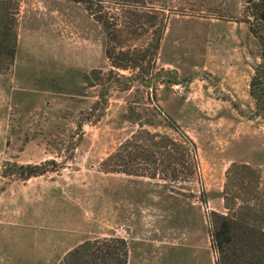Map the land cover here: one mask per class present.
<instances>
[{"label":"rangeland","instance_id":"obj_1","mask_svg":"<svg viewBox=\"0 0 264 264\" xmlns=\"http://www.w3.org/2000/svg\"><path fill=\"white\" fill-rule=\"evenodd\" d=\"M147 3L167 26L143 82L138 69L112 66L84 5L21 0L16 59L0 73V264H58L84 240L111 236L129 242V264H216L208 218L226 211L232 163L256 169L264 190V121L250 95L264 62L251 27L264 35V21L253 0ZM172 121L197 145L198 181L181 190L103 170L138 130L180 139ZM48 161L27 180L5 175L12 163Z\"/></svg>","mask_w":264,"mask_h":264},{"label":"trees","instance_id":"obj_2","mask_svg":"<svg viewBox=\"0 0 264 264\" xmlns=\"http://www.w3.org/2000/svg\"><path fill=\"white\" fill-rule=\"evenodd\" d=\"M74 1L84 5L103 28L108 42L106 55L112 66L138 69L142 73L141 81H149V68L167 26L165 13L149 6L147 0ZM250 4L256 17L264 21V0H253ZM20 9L21 0H0V73L9 72L16 59ZM251 31L263 41L264 35L259 30L251 27ZM147 35L151 40L145 48H133L130 44ZM250 95L256 103L255 116L264 121V62L252 76ZM172 124L180 139L147 129L138 130L105 159L103 170L149 177L181 190L182 184L198 181L197 145L174 121ZM47 163L56 165L54 161L40 165L12 163L5 175L27 180L46 173ZM260 177L249 165L232 163L228 172L231 180L223 191L226 211H212L208 218L216 264H264V190L260 188ZM170 191L173 197H177L174 194L188 197L185 192L172 188ZM200 199L208 202L204 194ZM130 254L125 238H95L74 246L58 264H129Z\"/></svg>","mask_w":264,"mask_h":264}]
</instances>
